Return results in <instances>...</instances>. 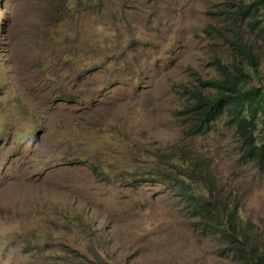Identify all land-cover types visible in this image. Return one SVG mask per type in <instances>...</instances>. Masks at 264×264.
<instances>
[{
	"label": "rangeland",
	"instance_id": "1",
	"mask_svg": "<svg viewBox=\"0 0 264 264\" xmlns=\"http://www.w3.org/2000/svg\"><path fill=\"white\" fill-rule=\"evenodd\" d=\"M254 2L0 0V264H243L185 177L264 248V175L227 115L190 136L184 114L199 81L252 71L237 44L264 84V34L236 14Z\"/></svg>",
	"mask_w": 264,
	"mask_h": 264
},
{
	"label": "trees",
	"instance_id": "2",
	"mask_svg": "<svg viewBox=\"0 0 264 264\" xmlns=\"http://www.w3.org/2000/svg\"><path fill=\"white\" fill-rule=\"evenodd\" d=\"M236 14L242 19H250L253 29L264 34V0L240 5ZM237 49L252 64V71L248 72L239 63L233 70L224 67L221 79L199 81L202 90L191 91L193 101L184 111L192 121L188 133L190 136H207L214 131L217 121L227 115L226 124L234 129L239 140L242 161L254 164L264 175V84L260 81L257 86L253 84L254 79L261 80V75L252 50L243 44H237ZM172 184L186 206L200 218L205 231L228 239L230 250L238 261L264 264L260 237L252 235L243 218H238L239 208L230 207L227 202L219 203V196L214 202L206 197L214 194L209 185H199L200 191L205 193L203 197L189 190L186 184L196 186L189 178L173 179Z\"/></svg>",
	"mask_w": 264,
	"mask_h": 264
}]
</instances>
